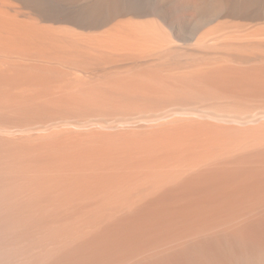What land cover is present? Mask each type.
<instances>
[{"label":"bare ground","instance_id":"obj_1","mask_svg":"<svg viewBox=\"0 0 264 264\" xmlns=\"http://www.w3.org/2000/svg\"><path fill=\"white\" fill-rule=\"evenodd\" d=\"M0 264H264V0H0Z\"/></svg>","mask_w":264,"mask_h":264}]
</instances>
